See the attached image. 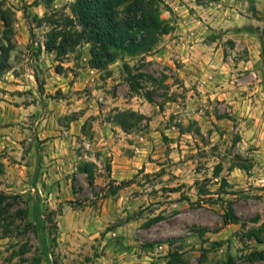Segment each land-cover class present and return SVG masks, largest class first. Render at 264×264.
<instances>
[{
  "label": "rangeland",
  "instance_id": "374dc122",
  "mask_svg": "<svg viewBox=\"0 0 264 264\" xmlns=\"http://www.w3.org/2000/svg\"><path fill=\"white\" fill-rule=\"evenodd\" d=\"M73 2L0 0V264H264V0H157L167 34L104 70L44 51Z\"/></svg>",
  "mask_w": 264,
  "mask_h": 264
},
{
  "label": "trees",
  "instance_id": "16d2710c",
  "mask_svg": "<svg viewBox=\"0 0 264 264\" xmlns=\"http://www.w3.org/2000/svg\"><path fill=\"white\" fill-rule=\"evenodd\" d=\"M69 10V14L59 17L45 13L39 20L46 21L50 28L44 51L56 53L61 58L74 53L83 45H88V66L94 70H104L124 55L152 51L158 38L169 30L160 19L157 0H74ZM1 20L5 29L2 35L6 38L11 22L4 12L1 13ZM6 41V44L0 45V77L9 70L12 44L9 39ZM56 73H61L60 67L56 69ZM133 88H137L134 83ZM137 119L138 115L134 112H116L113 120L124 132H128ZM84 165L81 170L87 172L91 164ZM88 177L92 181V174L88 173ZM122 184L124 183L120 185ZM11 198L0 191V217L8 213ZM36 206L37 213L38 205ZM222 219L224 225L238 223L232 211H226ZM39 221L35 214V224H39ZM260 257V253L254 252L248 258L255 261ZM223 264L238 263L229 258Z\"/></svg>",
  "mask_w": 264,
  "mask_h": 264
},
{
  "label": "crops",
  "instance_id": "0c3cea01",
  "mask_svg": "<svg viewBox=\"0 0 264 264\" xmlns=\"http://www.w3.org/2000/svg\"><path fill=\"white\" fill-rule=\"evenodd\" d=\"M29 108H30V107H29ZM0 144H1V142H0ZM3 148H4V146H3V145H1V146H0V150H1V149H3ZM8 183H9V182H8Z\"/></svg>",
  "mask_w": 264,
  "mask_h": 264
}]
</instances>
